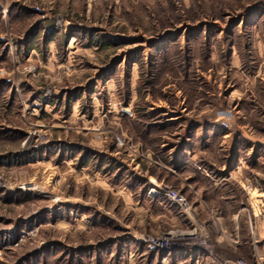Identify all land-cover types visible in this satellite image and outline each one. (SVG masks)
<instances>
[{
	"label": "rangeland",
	"instance_id": "374dc122",
	"mask_svg": "<svg viewBox=\"0 0 264 264\" xmlns=\"http://www.w3.org/2000/svg\"><path fill=\"white\" fill-rule=\"evenodd\" d=\"M244 262L264 0H0V264Z\"/></svg>",
	"mask_w": 264,
	"mask_h": 264
},
{
	"label": "built area",
	"instance_id": "2783aa9c",
	"mask_svg": "<svg viewBox=\"0 0 264 264\" xmlns=\"http://www.w3.org/2000/svg\"><path fill=\"white\" fill-rule=\"evenodd\" d=\"M160 190L165 194V196L174 205H176L180 209V211L185 212V214H187L190 211V207L187 204L186 200L177 191L170 189V188H166V187H161ZM151 243L153 246H155V248H156V244H160V242L159 243L151 242ZM238 264H240V263H238ZM244 264H245V262H244Z\"/></svg>",
	"mask_w": 264,
	"mask_h": 264
},
{
	"label": "crops",
	"instance_id": "0c3cea01",
	"mask_svg": "<svg viewBox=\"0 0 264 264\" xmlns=\"http://www.w3.org/2000/svg\"><path fill=\"white\" fill-rule=\"evenodd\" d=\"M247 138V137H246ZM242 159H240V157H239V162H242L241 161ZM236 162V161H235ZM184 163H186V160L184 161ZM237 167L238 166H235V168H229V175L231 174L232 175V172H234L235 170H237ZM241 171V170H240ZM230 175V176H231ZM232 203V202H231ZM241 205H243V203L241 202ZM233 205H229V206H226L227 208H226V211L228 212V210H231L232 208L233 209H235L234 208V206L232 207ZM252 210L254 211V214H253V216H255L256 218L257 217H259L260 215L259 214H257V210L254 208V207H252ZM241 216L243 217L244 215L242 214V215H240V216H237V217H234L233 218V221L235 220L236 222V224H237V226H240V223H239V221L240 220H238V219H241ZM245 217V216H244ZM230 218V217H229ZM229 218H227V221H231V220H229ZM231 219V218H230ZM233 223V222H232ZM258 223H257V220H256V222H255V225H257ZM255 242H259L258 240H255ZM190 256V255H189ZM193 257V259H195V258H197L196 256H195V254H193V255H191L190 257H189V259L191 260V258ZM199 259V258H198Z\"/></svg>",
	"mask_w": 264,
	"mask_h": 264
},
{
	"label": "bare ground",
	"instance_id": "6f19581e",
	"mask_svg": "<svg viewBox=\"0 0 264 264\" xmlns=\"http://www.w3.org/2000/svg\"><path fill=\"white\" fill-rule=\"evenodd\" d=\"M192 236V235H191ZM182 239H184L185 235H181ZM173 238V237H172ZM188 240V239H187ZM183 242V241H182ZM190 242V241H189ZM158 247V245H156Z\"/></svg>",
	"mask_w": 264,
	"mask_h": 264
}]
</instances>
